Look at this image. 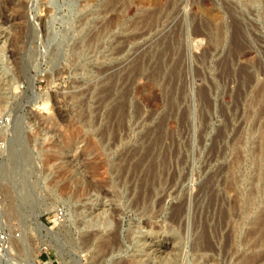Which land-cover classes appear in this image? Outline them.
Masks as SVG:
<instances>
[{
	"label": "rangeland",
	"instance_id": "obj_1",
	"mask_svg": "<svg viewBox=\"0 0 264 264\" xmlns=\"http://www.w3.org/2000/svg\"><path fill=\"white\" fill-rule=\"evenodd\" d=\"M263 86L264 0H0V117L8 137L17 117L30 155L16 174L0 163L14 174L0 178V264H195L193 243L211 264H264ZM87 161L109 196L59 198ZM138 186L153 189L148 228L123 207ZM97 201L121 210L112 256L79 244L75 215Z\"/></svg>",
	"mask_w": 264,
	"mask_h": 264
},
{
	"label": "bare ground",
	"instance_id": "obj_2",
	"mask_svg": "<svg viewBox=\"0 0 264 264\" xmlns=\"http://www.w3.org/2000/svg\"><path fill=\"white\" fill-rule=\"evenodd\" d=\"M58 9V8H57ZM2 10V9H1ZM22 14V13H21ZM10 21V20H9ZM15 21V20H14ZM16 22V21H15ZM10 24H11V22H10ZM203 25V24H202ZM12 26H13V24H12ZM206 26V25H205ZM207 27V26H206ZM29 28V27H28ZM204 28V27H203ZM30 29V28H29ZM205 29V28H204ZM204 29H202V26H195V28L193 29V33H192V35L194 36V37H196V38H205L206 36H207V34H206V32L204 31ZM207 29V28H206ZM31 31V30H30ZM33 32H35V31H33ZM35 34V33H34ZM33 34V35H34ZM36 36V35H35ZM50 36V35H49ZM52 36V35H51ZM50 36V37H51ZM34 39H36V38H34ZM50 39V38H49ZM201 40H203V39H201ZM263 88H264V86H263ZM13 117V128H12V126H11V128L10 129H12V134H11V136H9L8 138V146H7V150H6V153H5V156H7V158H8V156H9V158H10V161L12 162L11 163V165L13 166L12 168H10L12 171V173L14 172L15 174H16V171L18 170V172H20L21 171V169H22V166L24 165V163H27L28 162V160H29V151H28V149L29 148H26L27 146H24V145H22L20 142H21V137H20V133H19V126H18V119H17V117H15L14 115L12 116ZM20 117V116H19ZM15 121V122H14ZM9 135V134H8ZM23 139V138H22ZM22 141H24V140H22ZM24 143V142H23ZM25 144V143H24ZM15 146H19V148H20V150H19V152H16L14 149H15ZM31 153V152H30ZM80 154V153H79ZM84 155V154H83ZM98 155V154H97ZM111 155V154H110ZM79 156V155H78ZM99 157H101L100 156V153H99V155H98ZM106 156V155H105ZM81 158H82V156H80ZM89 157V156H88ZM108 157V156H107ZM75 158V157H74ZM77 158H79V157H77ZM106 158V157H105ZM105 158H104V160H105ZM123 158V157H122ZM129 158V157H128ZM151 158V157H150ZM159 158V157H158ZM84 159V158H83ZM95 159V158H94ZM99 159V158H98ZM143 159V158H142ZM159 159H161V158H159ZM75 160V159H74ZM79 160H82V159H79ZM110 160V159H109ZM144 160V159H143ZM78 161V160H77ZM85 161V160H84ZM83 161V162H84ZM155 161H156V159H155ZM159 161V160H158ZM86 162V161H85ZM88 162V161H87ZM123 162V161H122ZM68 163V162H67ZM72 163H75V162H72ZM77 163V162H76ZM91 163V162H90ZM89 162H88V164L87 163H78L80 166H76V167H74V166H72V167H70V166H68V165H66L67 167H70L69 169L70 170H68L67 168V170H68V172H66V171H64L65 172V174L63 175V178L65 179L64 181H65V186L63 187V188H61L58 192H57V196L59 197V198H61L62 200H67V201H71V202H73V200H80L81 198L82 199H86V198H88V197H90V195L93 193L95 196H97V198L98 197H100V199H101V197L102 198H104L105 199V197H107V196H109V194L107 193V191L109 190H105V187H106V189H107V185L108 184H106V186L104 185L105 183L104 182H108V180L105 178V176L103 177H101V175H102V172L99 170V165L97 164V165H95V164H93V163H91L90 164ZM138 163V162H137ZM100 164V166H102L101 165V163H99ZM102 164H104V163H102ZM106 164V163H105ZM107 164H108V160H107ZM153 164V163H152ZM151 164V166H150V168L151 169H153V165ZM160 164V163H159ZM111 165V164H110ZM131 165V164H130ZM143 165V164H142ZM161 165V164H160ZM65 166V167H66ZM106 167H107V165H105ZM116 166V165H115ZM126 166V165H125ZM136 166V165H135ZM105 167V168H106ZM121 167V166H120ZM123 167V166H122ZM145 167V166H144ZM105 168H103L104 170L103 171H105ZM128 168V167H127ZM65 169V170H66ZM100 169H101V167H100ZM108 169V168H107ZM110 169V168H109ZM122 169V168H121ZM120 169V170H121ZM132 169H134V168H132ZM150 169V170H151ZM155 169H156V167H155ZM162 169V168H161ZM118 170H119V167H118ZM124 170V169H123ZM126 170V169H125ZM101 172V175L100 174H98V172ZM109 171V170H108ZM110 171H111V169H110ZM109 171V172H110ZM132 171V170H131ZM130 171V172H131ZM156 171V170H155ZM163 171V170H162ZM10 171H9V165L8 164H2L1 166H0V178H1V180H5L8 176H9V174L11 173ZM11 173V174H12ZM104 173H106V172H104ZM155 173V172H154ZM18 174H20V173H18ZM109 174V173H108ZM107 174V175H108ZM129 174V173H128ZM153 174V173H152ZM12 175H14V174H12ZM12 175H10V176H12ZM111 175V174H110ZM118 175V174H117ZM124 175V174H123ZM130 175H131V173H130ZM155 174H153V176H154ZM163 175V174H162ZM9 176V177H10ZM121 176H122V174H121ZM120 176V177H121ZM132 176V175H131ZM59 177V176H58ZM130 177V176H129ZM128 177V178H129ZM147 177V176H146ZM151 177V176H150ZM110 178V177H109ZM119 178V177H118ZM149 178V177H148ZM141 179V178H140ZM6 180H8V179H6ZM121 180V179H120ZM123 180V179H122ZM154 180V179H153ZM117 181H118V179H117ZM150 181V180H149ZM126 182V181H125ZM124 182V183H125ZM155 182V181H154ZM51 183V182H50ZM121 183V182H120ZM138 183L139 182H137L136 184L138 185ZM156 183V182H155ZM110 184H111V182H110ZM152 184V183H151ZM150 184V185H151ZM154 184V183H153ZM121 185V184H120ZM127 185V184H126ZM136 185V186H137ZM140 185V184H139ZM144 185V184H143ZM118 186V185H117ZM131 186V185H130ZM141 186V185H140ZM140 186H138V187H134V188H130V187H128V188H126L125 187V189H127V190H129V192H134V194H135V200L132 202V201H129L130 203V205H125V204H123V207H126V206H129V209L130 210H132L134 213H137V212H139V214H137V215H139L138 217H140L141 219H142V224L144 225V226H146L147 228H148V226H149V218H151L153 215H152V213H150V208H149V206H150V204H149V206H148V204H147V202H149V199L151 198V197H149L150 196V194H152V192H153V189H149V188H147L148 190H144V191H142V188L140 187ZM155 187H157V185H154ZM112 187H114V186H112ZM118 187H120V186H118ZM140 187V188H139ZM150 187V186H149ZM110 188V187H109ZM145 188V187H144ZM71 189V190H70ZM156 189V188H155ZM126 190V191H127ZM155 191V190H154ZM56 192V191H55ZM124 192V191H123ZM127 193H128V191H127ZM131 194V193H130ZM133 194V195H134ZM112 195V194H111ZM115 195H117V194H115ZM169 195V194H168ZM119 196V195H118ZM121 196H122V194H121ZM163 196V195H162ZM161 196V197H162ZM113 198H115L114 196H112ZM111 197V198H112ZM123 197V196H122ZM96 198V197H95ZM128 198V197H127ZM157 199V198H156ZM161 199H163V198H161ZM167 199V198H166ZM83 200V201H84ZM87 200V199H86ZM111 200V199H110ZM113 200V199H112ZM127 200H129V199H127ZM190 200H191V198H190ZM115 203H116V201H118V202H122L121 201V197H117V199L115 198L114 200H113ZM112 201V202H113ZM153 201V200H152ZM162 201V200H161ZM90 202V201H89ZM94 202V201H93ZM159 202V201H158ZM75 203H76V201H75ZM94 204V203H93ZM105 204V203H104ZM119 204V203H118ZM173 204V203H172ZM154 205V204H153ZM163 205V204H162ZM92 206V205H91ZM120 206H122V204L120 205ZM52 207V206H51ZM155 207V206H154ZM158 207V206H157ZM160 207H163V206H161V204H160V206L158 207V208H160ZM96 208V209H95ZM117 208V205H114L113 204V206L111 207V212H109V210H106L105 208H104V205L101 203V201L100 202H96V204H94V206L93 207H90V206H87V205H85V203H84V206L81 208V209H79V210H81L80 212L78 211L77 213H76V218H75V220L77 219V221H78V224L80 225V227L81 226H83V228H86L88 231L86 232H84L85 233V237L84 238H82L81 237V241L82 242H80L79 244H80V246H81V248L83 249V250H85V251H87L88 249L90 250V248L92 249V250H96V252L95 253H97V254H101L102 256H104V255H107V254H109L110 252H112V251H114V250H118V251H121V248L120 247H122V245H120V243L122 242H120L119 241V234H120V230H121V224H122V222L121 221H118V218L119 217H117V219H116V216H115V214L117 213V212H119L120 214H121V210L119 211L118 209H116ZM171 208V207H170ZM13 209V208H12ZM126 209V208H125ZM161 209V208H160ZM55 210V206L54 207H52V208H50V209H45V211H48V212H50V211H54ZM118 210V211H117ZM152 210V209H151ZM156 210V209H155ZM182 210H183V208L180 206V204L177 206V207H173L172 208V210H171V214H170V216H169V218H170V223H176L177 221H179V219H177L180 215H181V212H182ZM16 211V210H15ZM154 211V210H153ZM170 212V211H169ZM119 213H118V215H119ZM156 213V212H155ZM157 213H159V211L157 212ZM15 214V213H14ZM69 214V213H68ZM161 214V213H160ZM122 215H123V213H122ZM155 215V214H154ZM155 217V216H154ZM140 222V221H139ZM138 222V224H136V226L134 227L135 228V230L136 229H138V230H140V224L141 223H139ZM151 223V222H150ZM35 224L37 225V227L39 228V229H44L45 227L40 223V221H38V219H37V216L35 217ZM133 224V223H132ZM130 226V225H129ZM132 226V225H131ZM152 226V225H151ZM133 228V229H134ZM155 228V227H154ZM46 229V228H45ZM91 229V230H90ZM145 229V228H144ZM151 229H152V227H151ZM85 230V229H84ZM130 230H131V228H130ZM135 230H132L131 231V233L129 232L128 234H132L133 235V233H134V231ZM137 230V231H138ZM149 230V229H148ZM90 231V232H89ZM151 231V230H150ZM153 231V230H152ZM188 232V231H187ZM147 233V232H146ZM121 234H123V233H121ZM151 234V233H150ZM135 235V234H134ZM141 235V234H140ZM126 236V235H125ZM142 236V235H141ZM179 236V235H178ZM182 236V235H181ZM135 237V236H134ZM140 237V236H139ZM152 237V236H151ZM128 238H130V236L128 235ZM176 238H178L177 236H176ZM175 238V239H176ZM126 240H128L127 238H125ZM144 241H143V240ZM141 240L143 241H141L142 242V245L144 246V251H143V253L142 254H144V252H145V254L143 255L144 257H147V256H149V255H151V254H149L148 253V251H150L151 249H152V244L154 243H152V241H148V240H145L144 238H142ZM173 237H171V241L173 242L174 240H175ZM121 240V239H120ZM160 240V239H159ZM166 240H168V239H166ZM56 241H59V240H55L54 242H56ZM130 241V240H129ZM168 241H170V240H168ZM180 241V240H179ZM18 242V241H17ZM128 242V241H127ZM174 242H176V241H174ZM195 242V241H194ZM136 243V242H135ZM191 243H192V240H191ZM157 244V243H156ZM138 245V244H137ZM158 245V244H157ZM196 245V246H195ZM206 245V244H205ZM201 245V247H198V244H196V243H193V245H191V246H193L192 247V249H193V251L194 252H197V253H199V252H201V251H203V253H199L200 254V256H196V260H195V264H211V261H210V259H208L207 257H205L204 255H202V254H204V252H205V249H207L208 250V245ZM79 246V247H80ZM136 246V245H135ZM199 246H200V244H199ZM51 247H54L53 245H51ZM124 247V246H123ZM171 247H173V245L171 246ZM182 247V246H181ZM137 248V247H136ZM143 248V247H142ZM156 248V247H155ZM154 248V249H155ZM174 248V247H173ZM176 248V247H175ZM171 249V250H173L172 252H175L176 251V249ZM191 248V247H190ZM5 249H8V246H2L1 244H0V258L1 257H3L4 255H3V251L5 250ZM124 249V248H123ZM139 249H140V247H139ZM156 249H158V248H156ZM166 249H163V251H165ZM84 251V252H85ZM137 251V250H136ZM141 251V252H142ZM161 252V251H160ZM160 252H159V255H160ZM168 252V251H167ZM166 252V253H167ZM172 252H169V253H172ZM178 252V251H177ZM113 253V252H112ZM116 253H117V251H116ZM120 253V252H119ZM133 253V252H132ZM136 253V252H135ZM150 253H152L153 254V252H150ZM196 253V254H197ZM94 254V253H93ZM149 254V255H148ZM162 254H163V252H162ZM173 254V253H172ZM109 255H111V254H109ZM116 255V254H115ZM118 255V254H117ZM156 255V254H155ZM168 255V254H167ZM94 256H95V254H94ZM93 256V257H94ZM98 256H100V255H98ZM112 256V255H111ZM152 256H154V255H152ZM158 256V255H157ZM165 256V255H164ZM176 256V255H175ZM179 256V255H178ZM105 257H108L109 258V256H105ZM131 257H132V255H131ZM135 257V256H134ZM138 257V256H137ZM140 257H142L141 255H140ZM140 257H138V258H140ZM144 257H142V258H144ZM155 257V256H154ZM159 257V256H158ZM91 258V260H92V257H90ZM101 258V257H100ZM141 258V259H142ZM149 258H151L152 259V257H150L149 256ZM156 258V257H155ZM126 259V258H125ZM130 259V258H129ZM146 259V258H145ZM164 259V258H163ZM174 259H175V257H174ZM108 260V259H107ZM120 260V259H119ZM147 260V259H146ZM121 261V260H120ZM127 261V260H126ZM130 261V263L129 262H125V260H124V262H120L119 264H134L136 261H137V259H136V257L135 258H133V260L131 259V260H129ZM151 261V260H150ZM95 262V261H94ZM138 262H139V260H138ZM140 262H142V261H140ZM144 262V261H143ZM142 262V263H143ZM169 262H171V261H169ZM100 263V262H99ZM98 263V264H99ZM144 263H146V262H144ZM151 263V262H150ZM165 263V262H164ZM173 263V262H172ZM117 264V263H116ZM141 264V263H140ZM147 264V263H146Z\"/></svg>",
	"mask_w": 264,
	"mask_h": 264
},
{
	"label": "built area",
	"instance_id": "obj_3",
	"mask_svg": "<svg viewBox=\"0 0 264 264\" xmlns=\"http://www.w3.org/2000/svg\"><path fill=\"white\" fill-rule=\"evenodd\" d=\"M9 123V119L0 117V163L5 159V153L8 146V134L5 128Z\"/></svg>",
	"mask_w": 264,
	"mask_h": 264
}]
</instances>
